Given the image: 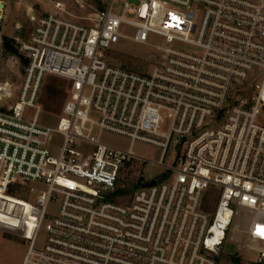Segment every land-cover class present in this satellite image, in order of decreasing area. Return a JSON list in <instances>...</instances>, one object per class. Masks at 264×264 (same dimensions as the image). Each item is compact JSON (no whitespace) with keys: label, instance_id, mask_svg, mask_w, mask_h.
Here are the masks:
<instances>
[{"label":"built area","instance_id":"2783aa9c","mask_svg":"<svg viewBox=\"0 0 264 264\" xmlns=\"http://www.w3.org/2000/svg\"><path fill=\"white\" fill-rule=\"evenodd\" d=\"M113 1L97 26L56 1L19 45L28 74L0 113V193L45 188L27 202L22 264H220L239 211L258 245L250 264H264V0H139L121 15ZM127 28L140 44L163 39L152 72L107 63ZM48 74L70 83L55 128L38 124ZM106 133L162 152L165 172L131 185L129 203L112 196L128 159H143L133 144L104 143Z\"/></svg>","mask_w":264,"mask_h":264},{"label":"rangeland","instance_id":"374dc122","mask_svg":"<svg viewBox=\"0 0 264 264\" xmlns=\"http://www.w3.org/2000/svg\"><path fill=\"white\" fill-rule=\"evenodd\" d=\"M62 2L71 19L80 24L97 26L112 0H0V113H8L18 101L26 82L28 66L23 64L19 55H13L4 47V37L14 40L15 45L28 41L34 26V19L49 12L54 2ZM81 1V2H80ZM127 4L138 6L139 0H114L112 13L121 15ZM127 38L108 53L106 61L114 67H123L139 73H150L158 66L160 60L155 47L163 45V39L150 34L148 45L140 44L131 38L135 30L123 31ZM182 48L181 46H179ZM2 88V90H1ZM70 83L68 80L45 75L40 83L37 104L41 107L38 124L55 128L62 115L63 107L69 98ZM34 110L28 109L26 119L30 120ZM102 141L120 149H129L132 145L134 154L143 160L130 158L121 171L118 193L112 198L121 203H129V187L139 183L159 179L165 172L156 165L162 152L155 145L142 142L132 143L129 138L103 134ZM62 138L54 136L50 149L58 152ZM142 174V177H141ZM35 192L30 195L25 189L15 192V196L0 193V264H22L31 236L26 237V228L21 229V222L33 221L34 216L28 212V203H32L40 192L45 190L40 184H33ZM51 206L49 212L55 211ZM247 211H239L229 228L222 247L220 264H250L256 257L257 244L252 243L246 231L250 224ZM46 233L40 231L37 246L44 243Z\"/></svg>","mask_w":264,"mask_h":264},{"label":"trees","instance_id":"16d2710c","mask_svg":"<svg viewBox=\"0 0 264 264\" xmlns=\"http://www.w3.org/2000/svg\"><path fill=\"white\" fill-rule=\"evenodd\" d=\"M4 47L11 54L19 55V45H15L14 40L4 37ZM20 57H21L23 64L28 66V64H29L28 59L23 58V56H21V55H20ZM7 195L14 197L16 194H15V191L11 189L8 191Z\"/></svg>","mask_w":264,"mask_h":264},{"label":"water","instance_id":"95a60500","mask_svg":"<svg viewBox=\"0 0 264 264\" xmlns=\"http://www.w3.org/2000/svg\"><path fill=\"white\" fill-rule=\"evenodd\" d=\"M155 183H156L155 181H152V182L148 183L147 186L149 187V186L155 185Z\"/></svg>","mask_w":264,"mask_h":264},{"label":"snow or ice","instance_id":"6c2138e0","mask_svg":"<svg viewBox=\"0 0 264 264\" xmlns=\"http://www.w3.org/2000/svg\"><path fill=\"white\" fill-rule=\"evenodd\" d=\"M261 235H264V230H261V233H260Z\"/></svg>","mask_w":264,"mask_h":264},{"label":"bare ground","instance_id":"6f19581e","mask_svg":"<svg viewBox=\"0 0 264 264\" xmlns=\"http://www.w3.org/2000/svg\"><path fill=\"white\" fill-rule=\"evenodd\" d=\"M1 90H2V88H1Z\"/></svg>","mask_w":264,"mask_h":264}]
</instances>
